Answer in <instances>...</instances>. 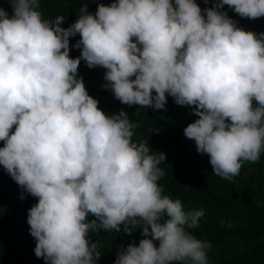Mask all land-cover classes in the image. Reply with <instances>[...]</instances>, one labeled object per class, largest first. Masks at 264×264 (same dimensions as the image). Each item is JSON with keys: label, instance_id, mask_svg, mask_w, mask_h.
I'll list each match as a JSON object with an SVG mask.
<instances>
[{"label": "clouds", "instance_id": "obj_1", "mask_svg": "<svg viewBox=\"0 0 264 264\" xmlns=\"http://www.w3.org/2000/svg\"><path fill=\"white\" fill-rule=\"evenodd\" d=\"M8 2L11 17L0 6V165L38 198L23 219L36 257L97 264L88 233L124 225L126 233L142 227L146 238L122 248L114 264H209L211 243L186 231L203 209L186 212L163 195L166 154L134 142L139 123L100 109L78 69L81 60L105 68L103 87L122 104L160 110L171 95L192 107L199 119L185 137L216 176L232 180L264 152V33L238 27L221 9L257 19L264 0H215L203 11L196 0H115L95 14L84 3L68 28L62 15L43 17L41 0ZM77 34L82 51L72 58Z\"/></svg>", "mask_w": 264, "mask_h": 264}, {"label": "trees", "instance_id": "obj_2", "mask_svg": "<svg viewBox=\"0 0 264 264\" xmlns=\"http://www.w3.org/2000/svg\"><path fill=\"white\" fill-rule=\"evenodd\" d=\"M113 2L115 0H41L39 11L45 19L64 16L61 27L68 28L79 18L84 3L88 4V12L95 14L99 4L110 6ZM196 2L203 11L213 7L215 0ZM0 6L11 17L12 5L8 0H0ZM221 11L227 12L238 27L264 33V17L242 18L227 5ZM69 39L70 56L76 58L82 51L75 48L80 36L77 34ZM133 40L135 42V38ZM106 71L100 66L89 68L81 60L78 76L83 78L89 95L99 101L98 107L106 114L111 116L123 110L131 121L139 123L140 127L133 130L134 142L147 140L153 152L166 154L167 159L159 165L165 175L158 183L163 195L180 199L186 212L203 209L198 227H185L197 239L211 243L207 251L209 264H264V152L257 163L244 162L240 174L232 180L216 176L210 157L198 153L195 141L184 135L188 124L199 119L193 111L180 118L176 111L182 106L167 94L165 108L160 110L122 104L110 89L103 87L107 83ZM253 104L256 106L255 101ZM3 146L4 142L0 141V147ZM36 203L38 198L21 188L0 165V264H46L43 258L36 257L37 242L30 234V225L24 226L23 222ZM94 219L96 217L91 214L87 217L89 222ZM141 233L142 227L126 233L124 225L119 232L90 231L88 239L98 243L100 252L97 264H114L122 248L133 241L138 246L140 240L146 238ZM154 243L159 246L158 241Z\"/></svg>", "mask_w": 264, "mask_h": 264}, {"label": "rangeland", "instance_id": "obj_3", "mask_svg": "<svg viewBox=\"0 0 264 264\" xmlns=\"http://www.w3.org/2000/svg\"><path fill=\"white\" fill-rule=\"evenodd\" d=\"M193 111V108L190 106H182L179 110L176 111V114L183 118V116L187 115L188 112L191 113Z\"/></svg>", "mask_w": 264, "mask_h": 264}]
</instances>
